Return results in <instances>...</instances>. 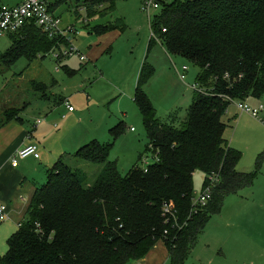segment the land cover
<instances>
[{"label":"trees","instance_id":"16d2710c","mask_svg":"<svg viewBox=\"0 0 264 264\" xmlns=\"http://www.w3.org/2000/svg\"><path fill=\"white\" fill-rule=\"evenodd\" d=\"M67 1L50 5L51 11ZM119 1L127 0H88L87 18L113 14ZM114 28L95 26L91 33L103 35ZM151 31L149 53L159 42L169 55L200 70V90L185 119L171 115L165 123L159 121L145 91L156 70L146 61L134 102L150 142L146 153L157 159L146 170L136 166L122 176L117 162L109 160L111 145L90 142L74 156L102 166L89 187L69 161L60 159L48 169L47 183L35 193L27 221L8 241L0 264H134L160 240L171 264H185L226 199L253 185L264 155L256 173L239 172L242 156L225 139L223 118L232 103L264 96V0H166ZM11 41L7 64L22 58L33 62L67 45L61 37L48 38L34 22L11 35ZM122 133L119 125L112 136ZM198 171L207 176L204 187L212 176L217 183L208 205L197 209L193 179ZM171 205L174 210L165 218L164 209Z\"/></svg>","mask_w":264,"mask_h":264},{"label":"rangeland","instance_id":"374dc122","mask_svg":"<svg viewBox=\"0 0 264 264\" xmlns=\"http://www.w3.org/2000/svg\"><path fill=\"white\" fill-rule=\"evenodd\" d=\"M57 1L49 0L51 4ZM84 6L87 8V2L83 0H68L56 10L62 15L64 25L70 22L76 25L79 35L75 37V45L87 60L81 61L73 56L60 65L62 68L59 71L56 70L57 60L51 53L41 54L40 57L44 59L38 60L42 63L37 66H34L36 62L31 65L22 58L10 71H3L7 67L1 62L0 99L5 96L19 97L22 92V97L28 96L31 100L38 97L41 103L34 104L33 110L29 109L30 113H34V118L42 116L41 122L46 123L48 119L45 115H53V136L38 135L36 139L42 149L41 154L50 158L47 165L52 167L60 159L69 161L71 167L84 178L85 186L89 187L98 178L97 169L102 166L75 159L76 152L72 153L70 147L73 143H66L63 136L73 130L76 135L83 136L85 144L97 141L102 145H111L109 160L117 162L122 176H126L136 166L146 169L154 161V154L146 153L150 142L133 93L143 63L147 61L156 70L145 91L161 123H165L171 115H176L180 121L185 119L195 97L193 87L197 86L200 70L184 58L166 53L159 42L148 52L152 39L151 20L159 11H152L150 17L143 10L144 0L119 1L114 15L106 16L97 23L103 25H94L111 24L115 27L103 35L89 33L87 26H81L75 21V16H71L72 10H78L81 20L86 19L87 11H79ZM107 35H112L109 48L97 41ZM10 46L8 38L2 40L0 54H5ZM92 47L99 51L96 53L97 59L89 58ZM61 48H66V45H61ZM184 66L189 71L186 80L182 81L178 71ZM70 71H73L72 75L67 73ZM39 77V80L36 79ZM53 80L56 83L52 84ZM117 87L121 90L118 91ZM46 92L51 94L47 100H42L40 95ZM60 97L70 100L76 110L75 115L64 118L66 112L60 105ZM247 104L251 108H258L264 105V96L250 99ZM261 118L264 119V113ZM223 121L227 124L225 139L242 156L238 171L256 173L257 163L264 155V123L241 113L236 103H232ZM119 125L123 133L114 139L112 131ZM140 155H144L141 162ZM206 180L207 176L200 171L194 175L196 199L202 195ZM252 209L261 216L264 225V159L253 185L229 196L222 213L211 218L205 233L188 253L185 264H264V238L253 240L250 246L246 245L245 234L251 223L248 214ZM241 213L244 214L240 218ZM253 227L256 229L254 233L260 231L264 236V226L256 218ZM4 251L0 233L1 258L4 257ZM145 259H150V264H170L164 241L157 242Z\"/></svg>","mask_w":264,"mask_h":264},{"label":"crops","instance_id":"0c3cea01","mask_svg":"<svg viewBox=\"0 0 264 264\" xmlns=\"http://www.w3.org/2000/svg\"><path fill=\"white\" fill-rule=\"evenodd\" d=\"M24 1L25 0H0V6H3V5L17 6V5L22 4ZM83 1L87 2L88 0H83ZM77 11L78 10L73 12L72 10L70 12L71 16L72 17L75 16L76 18L75 21L79 22L81 26H84V27L87 26L89 33H91L92 28L95 27L94 25L102 20V18H99V17L88 19L87 14H86L87 12H85L87 11L85 6L82 9H79V11L85 12L86 19L81 20L82 16L81 14H78ZM54 13L58 17H60L62 29H66L68 27H74V26L76 27V25L73 22H70L69 24L64 25L63 17L59 13V11L55 10ZM110 15H114V13ZM97 25H103V24H97ZM7 38L11 41V36L3 37L2 39H0V44L2 43V40L7 39ZM97 41L101 45H105L107 48H109L110 42L112 41V35H107L105 37L97 39ZM74 43L77 44V39H75ZM11 46H12V41H11ZM89 51H90L89 58L97 59L96 53H98L99 51H97L96 49H93V47L90 48ZM148 52H149V48H148ZM6 53L3 55L0 54L1 55L0 63L3 62L4 66L7 67L6 69H3V71L4 70L10 71L11 67L15 66L20 60H18L14 64H7L6 63L7 62ZM81 54L83 55V53ZM103 55L104 54L102 53L101 56ZM101 56H99V58ZM40 58L38 57V59H36L33 62H29L27 59L26 60L31 65H33L34 62H36L34 66H37L36 64L40 65L42 63V61L41 63H39L38 60L44 59L43 57H40ZM64 61H66V59L57 60V63H58V66L56 67L57 71H59L62 68L61 66ZM181 72L182 70L178 71V74H180ZM67 73H69V75H72L73 71H70ZM36 79L39 80L40 77ZM54 83H56L55 80L52 81V84ZM117 89L118 91L121 90L119 87H117ZM135 91L136 90L134 89L133 93H135ZM49 94L51 93L46 92L45 94H41L40 97L42 98V100H47L49 98ZM22 95H23V92H22ZM22 95H20L19 97H16L18 95H16L15 97L5 96V98L0 99V126H1L0 127V204L7 206V213H8V219L5 222H2V223L0 222L1 244H3L5 247L4 257L7 255L8 250H9L8 241L19 231L20 225L24 223L25 221H27V211L31 204V201L35 193L37 192V190L43 187L47 183V171L48 169L53 167V166L50 167L49 166L50 164L47 165L50 158L48 156L44 157L43 154H41L42 149L36 140L38 135L47 136V137H50V135L53 136L52 135L53 134V122L51 121L53 115L51 116H49L48 114L45 115L48 119L46 123H43V121L41 122L40 119L42 118V116H40V118L38 119H35L34 113H30V112L31 110H33L32 108L33 105L41 103V101L39 100L38 97H35V99L33 98V100H31L28 98V96L22 97ZM65 101H69L70 105L73 106L70 100L66 99V97H60V105L64 107V110L66 112V114L64 115V118L67 115L69 116L75 115L76 110H74L73 112H70L64 104ZM30 108L32 109L29 110ZM13 110L17 111V113L13 118H10L8 120L7 119L9 117L8 115ZM26 114L27 116H25ZM132 131L134 132L133 129ZM82 139H84L83 136L81 134L76 135L73 130H71L70 133L63 136V140L66 143L67 142L73 143L70 146L72 149V153L77 152L82 146L86 145L85 144L86 142L84 143V140ZM30 144L38 145L41 157L39 159L29 158L26 160H21L19 161L18 167H13V164H12L13 156L18 151L24 149ZM43 160L45 164L44 162H42ZM101 170H102V167H99V169H97L98 175L100 174ZM245 212L246 210L244 211V213ZM244 213H241L240 218ZM248 216L251 217V223L248 226L245 237H246V245L250 246L253 240H259V239L263 240L264 238L262 232L259 231V232L254 233L256 231V229L253 227L255 226V218L260 222V225L262 226L264 225L262 223L263 220L261 219V216L255 213V209L249 210ZM145 258L139 262H135L134 264H150L151 262L150 259H145ZM169 263H170V260H169Z\"/></svg>","mask_w":264,"mask_h":264},{"label":"built area","instance_id":"2783aa9c","mask_svg":"<svg viewBox=\"0 0 264 264\" xmlns=\"http://www.w3.org/2000/svg\"><path fill=\"white\" fill-rule=\"evenodd\" d=\"M165 1L166 0H144L143 10L150 16L152 11H160L162 2ZM50 5L52 4L49 0H25L22 4L17 6H0V39L18 34L23 28L34 22L36 27L41 30L42 33L47 35L48 38L54 39L56 37H61L67 42L66 48H61V45H59L51 52L56 60L77 56L81 61H86V57L80 53L74 43L75 37L79 35L78 29L76 27L62 29L60 17H58L54 11H51ZM166 32L167 30L164 29L163 33ZM188 71L189 68L184 66L182 72L179 74L182 81L186 80ZM193 89L194 91L200 90V88L198 89V85L194 86ZM64 104L70 112L75 110L74 107L70 105L69 101H65ZM236 104L241 113L249 114L254 119L264 123V119L261 118L262 113H264V105H260L258 108H251L247 102H238ZM40 157L38 145L30 144L13 156L12 164L13 167H18L19 161L21 160L29 158L39 159ZM154 157L157 159L156 155H154ZM149 166L150 164H148L147 168ZM216 183L217 178L212 176L208 185L204 187L200 198L194 199V205L197 209L200 207H206L211 201ZM173 210L174 207L172 205L167 206L164 209L163 216L168 218ZM7 219V206L0 204V222H5ZM166 222L168 223L169 219H167Z\"/></svg>","mask_w":264,"mask_h":264}]
</instances>
